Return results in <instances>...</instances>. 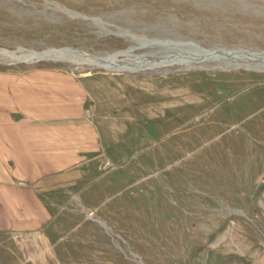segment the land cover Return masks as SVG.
Listing matches in <instances>:
<instances>
[{
    "label": "rangeland",
    "instance_id": "rangeland-1",
    "mask_svg": "<svg viewBox=\"0 0 264 264\" xmlns=\"http://www.w3.org/2000/svg\"><path fill=\"white\" fill-rule=\"evenodd\" d=\"M37 68L88 84L99 172L0 264H264V0H0V71Z\"/></svg>",
    "mask_w": 264,
    "mask_h": 264
},
{
    "label": "crops",
    "instance_id": "crops-1",
    "mask_svg": "<svg viewBox=\"0 0 264 264\" xmlns=\"http://www.w3.org/2000/svg\"><path fill=\"white\" fill-rule=\"evenodd\" d=\"M86 81L58 69L0 71V234L42 231L46 195L100 161Z\"/></svg>",
    "mask_w": 264,
    "mask_h": 264
},
{
    "label": "bare ground",
    "instance_id": "bare-ground-1",
    "mask_svg": "<svg viewBox=\"0 0 264 264\" xmlns=\"http://www.w3.org/2000/svg\"><path fill=\"white\" fill-rule=\"evenodd\" d=\"M192 61V60H191ZM146 63V62H145ZM143 65V64H142Z\"/></svg>",
    "mask_w": 264,
    "mask_h": 264
}]
</instances>
